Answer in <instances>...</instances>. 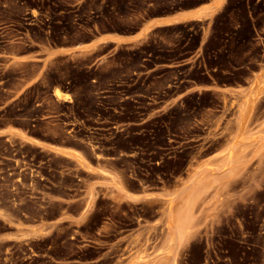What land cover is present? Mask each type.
Returning <instances> with one entry per match:
<instances>
[{"label":"rangeland","instance_id":"1","mask_svg":"<svg viewBox=\"0 0 264 264\" xmlns=\"http://www.w3.org/2000/svg\"><path fill=\"white\" fill-rule=\"evenodd\" d=\"M206 1L0 0V264H264V0L57 52Z\"/></svg>","mask_w":264,"mask_h":264},{"label":"crops","instance_id":"2","mask_svg":"<svg viewBox=\"0 0 264 264\" xmlns=\"http://www.w3.org/2000/svg\"><path fill=\"white\" fill-rule=\"evenodd\" d=\"M224 0H208L205 3L198 4L195 7L186 9L181 12H176L168 15L155 16L148 19L142 26V28L132 34H119L115 32H103L96 35L93 39L88 42L80 43L77 45L69 46L62 45V48H58L57 52L64 54H70L75 51L93 48L106 43H117L126 44L140 38L143 34L148 33L154 27L166 26L178 23L180 21L188 20L199 13H201L205 8H214L221 5ZM63 148H66L63 146Z\"/></svg>","mask_w":264,"mask_h":264},{"label":"bare ground","instance_id":"3","mask_svg":"<svg viewBox=\"0 0 264 264\" xmlns=\"http://www.w3.org/2000/svg\"><path fill=\"white\" fill-rule=\"evenodd\" d=\"M54 95L56 96V97H60L61 98V95L63 96V95H65L64 93H61V92H59V91H57V90H55V92H54ZM22 136L25 138L26 136H24L23 134H22ZM29 141H32V142H34V143H36V144H38V145H45V144H43V143H41L40 141H38V140H36V139H33V138H30V137H26ZM51 148L53 149V150H56V151H58V152H60V153H62V152H66V151H64V149H62L61 147H56V146H51ZM79 160H80V158L79 157H77ZM177 216H175L174 217V222H176L175 224H176V226H175V233H177L179 236H182L183 235V229H181V216H182V213L181 214H179V216H178V214H176ZM181 215V216H180ZM183 218V217H182ZM170 220V219H169ZM173 221V220H172ZM173 222V223H174ZM185 225V224H184ZM171 234H173V230H172V233ZM175 235V234H174ZM177 236V235H176ZM179 240V239H178Z\"/></svg>","mask_w":264,"mask_h":264},{"label":"trees","instance_id":"4","mask_svg":"<svg viewBox=\"0 0 264 264\" xmlns=\"http://www.w3.org/2000/svg\"><path fill=\"white\" fill-rule=\"evenodd\" d=\"M229 1V0H228ZM226 8V6H225ZM245 29L247 30V32L249 33L248 36L249 38H252L253 37V31H252V28H251V24H250V21L249 19L247 18V23H246V26H245Z\"/></svg>","mask_w":264,"mask_h":264}]
</instances>
